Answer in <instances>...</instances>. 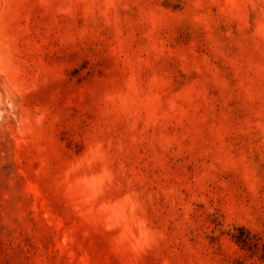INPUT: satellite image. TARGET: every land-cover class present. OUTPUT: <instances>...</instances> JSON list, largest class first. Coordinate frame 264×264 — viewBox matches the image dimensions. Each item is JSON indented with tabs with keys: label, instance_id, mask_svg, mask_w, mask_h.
<instances>
[{
	"label": "rangeland",
	"instance_id": "374dc122",
	"mask_svg": "<svg viewBox=\"0 0 264 264\" xmlns=\"http://www.w3.org/2000/svg\"><path fill=\"white\" fill-rule=\"evenodd\" d=\"M0 264H264V0H0Z\"/></svg>",
	"mask_w": 264,
	"mask_h": 264
}]
</instances>
